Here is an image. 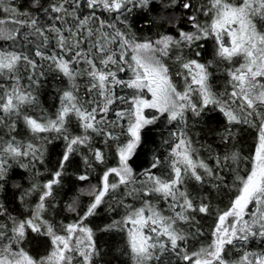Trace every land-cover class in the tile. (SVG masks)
Wrapping results in <instances>:
<instances>
[{
    "label": "snow or ice",
    "instance_id": "obj_1",
    "mask_svg": "<svg viewBox=\"0 0 264 264\" xmlns=\"http://www.w3.org/2000/svg\"><path fill=\"white\" fill-rule=\"evenodd\" d=\"M30 3L38 15L14 6L4 8L23 19L10 21L19 27L0 28V38L15 41L20 29L26 28L22 39L33 43L28 38H34V56L47 61L48 71L56 79H66L68 87L60 92L53 118L23 114L39 104L34 92L45 76L44 65L23 51L0 50V77L8 82L0 83V126L5 130L0 133V264H94L99 251L89 218L104 205L110 211L117 206L125 209L122 219L100 231L126 230L133 264H162L166 253L174 254L181 264H264V0H203L199 4L193 0H49L47 7L42 0ZM137 16L149 29L163 31L155 37L137 36L132 23ZM4 23L0 20V25ZM50 35H54L52 50L46 51ZM209 39L214 41L217 61L228 66V87L222 94L213 88V62L200 60L201 42ZM170 61L177 66L174 75L180 86L173 79ZM22 68L27 84L18 75ZM125 71L131 73L127 80L118 76ZM81 79L86 81L84 98L77 83ZM117 87L134 91L130 97L117 96ZM117 100L130 107L116 111V121H110L107 114ZM146 109L158 115L146 117ZM206 109L218 111L225 119L217 133L222 150L208 149L211 164L199 157L192 138L181 129L170 144L169 174L161 177L148 169L143 173L146 179L138 180L131 161L141 130L165 114L169 122L186 126L188 113L200 117L207 114ZM21 118L31 137L27 142L18 138ZM122 120L127 139L117 144L118 163L103 168L98 183L92 184L90 171L106 163L105 151L93 139L101 137L106 145L119 142L113 129L123 128ZM240 124L255 129L250 157H242L232 144L233 126ZM72 127L80 133L73 134ZM52 133L56 134L52 139L64 142L63 152L49 178L41 182L37 165L45 162L46 144L51 143L47 134ZM75 156L86 166L75 180L88 183L65 206L74 218L53 223L46 214L54 210V193L63 187ZM159 166L157 158L151 168ZM17 170L25 175L12 183ZM188 181L199 185L203 193L191 195ZM136 184L140 187H133ZM122 188L125 191L116 205L109 204ZM6 190L15 192V201L23 209L18 214L9 210ZM210 195H228L229 202L224 209L214 207ZM82 197L88 198L83 208ZM128 197L143 202L135 207L125 203ZM152 197L162 200L167 211L153 204ZM197 215L214 216V223L210 240L189 251V240L204 235ZM29 232L48 238L46 255L34 256L25 250ZM257 242L259 251L247 248ZM235 249L241 250L240 255L231 260L229 251Z\"/></svg>",
    "mask_w": 264,
    "mask_h": 264
},
{
    "label": "trees",
    "instance_id": "obj_2",
    "mask_svg": "<svg viewBox=\"0 0 264 264\" xmlns=\"http://www.w3.org/2000/svg\"><path fill=\"white\" fill-rule=\"evenodd\" d=\"M44 6H48L49 0H42ZM203 0H193L194 4L202 3ZM14 6L20 11H27L33 16L38 15L37 11L31 7L30 0H0V20H13V19H23V17H14L10 12L4 11L5 7ZM39 15H43L39 13ZM153 15H155L153 13ZM207 19V18H203ZM133 28L139 37L152 35L155 37V34L159 31H163V29H159L157 27H153L149 29L144 25L143 17L137 16L133 19ZM187 30V29H186ZM28 30L26 28H21V35L17 37L15 41L6 40L0 38V50L7 51H23L30 56V58L36 59L38 64L44 65L42 69L45 73V76L41 78V84L38 89L35 90L34 94L37 95L39 104L36 106L28 107L23 114L33 116L37 119H42L45 117L53 118L54 114L59 106V95L61 90L68 87V83L66 79H56L55 73L48 71L47 69V61H41L39 58L34 56V50L36 47V43L34 38L29 37L28 40H32L33 43H29L27 40L22 39V36ZM54 39V35L49 36V44L46 51L52 50V42ZM204 44V48L202 49V56L200 57L201 62L212 61L213 65L210 68L212 71V84L214 90L218 94H222L225 89L228 87L227 85V75L226 68L228 67L226 63L218 62L215 57V44L212 39L202 41ZM187 51V50H185ZM170 69L173 72V79L176 80L178 86L181 85L180 82L174 75L176 70V65L174 62L170 61ZM83 67V65H81ZM41 69H38V71ZM115 70V69H114ZM21 76V83L27 84V72L22 68L18 73ZM119 78L121 79H129L131 77V73L125 71L123 73H118ZM0 83H5L7 85V81H4L2 77H0ZM77 83L80 86V95L84 98V87L86 81L81 79L78 80ZM132 89H127L123 87L116 88L117 96H125L130 97L133 94ZM147 97L148 93H144ZM195 99V98H194ZM130 107L129 104L121 103L119 100L116 101L115 104L111 106V110L107 114L108 119L110 121H116L115 112L121 110H127ZM207 114H202L200 117H195L191 113H188L187 125H182L178 121L169 122L167 120L166 114L164 116H159L154 124L146 125L141 130V142L137 147L135 154L132 158V166L136 177L138 180H145L143 173L145 170L150 169L154 175L166 177L169 174V169L167 167V163L170 159V144H173L174 141V133H177L181 129L187 132V134L192 138L193 147L197 150L199 157L207 160L211 164V160L208 157V149L209 146L211 149L215 151H221V144L217 133L222 131L225 125V119L216 110H205ZM158 115V114H155ZM154 116V115H153ZM75 124V120L72 121ZM123 128L116 127L113 131L120 136V141H109V143L103 144L101 137H94L93 144L95 146H99L103 148L106 155V163L104 165L98 166L94 172L90 171V175L92 177L91 183H98V178L102 175V169L106 167L116 166L118 163L116 156V147L118 143L125 142L127 136L126 132V121H119ZM5 130L2 126H0V133H3ZM70 131L73 134H79L80 129L76 127H72ZM17 132L18 138L23 139L27 142L31 137L27 134V130L23 126L22 118L17 122ZM233 132L235 133L234 139L232 140V144L235 145V149L239 150L242 157H250L254 151L255 143H256V133L255 129L251 128L248 125H234ZM51 143H47V152L45 154V162L43 165H37V169L40 172L39 179L41 182L46 181L49 178L50 171L54 170L55 165L63 152V144L64 142L60 139H52L56 134H47ZM38 142V141H37ZM83 152V150H82ZM160 160V166L158 168L152 169L151 164L155 159ZM247 164V160L241 164V169ZM47 169V170H46ZM86 166L83 164L80 156H75L73 159V163L70 166V171L66 174L64 178L63 187L56 190L55 195V208L51 210L48 218L52 220L53 223H57L59 221L67 222L70 219H73V214L67 212L65 210V206L72 197L75 195V192L82 186H86L88 182H84L82 185L80 182L75 180V176L77 174L85 171ZM25 175L21 170H17L12 174V176L16 177L12 179V183H19L20 180L18 177ZM112 179V177H110ZM133 187L139 188L140 184L133 185ZM187 188L191 195L195 196L198 191L203 193V189L200 188L199 185L195 184L193 181L187 182ZM71 190V191H70ZM125 191V189L119 190L117 193L113 194V198L108 200V203L115 206L116 200L120 198V193ZM215 190H213L214 193ZM67 193V194H66ZM7 200L11 201L9 206L10 211H14V214H18L22 211V206L19 205L15 201V192L12 190H6ZM212 205L214 207H218L220 209H224L227 203L229 202V196L223 195L220 197H215L214 195H210ZM34 199V198H33ZM152 203L157 205L160 208H164L167 211L165 204L162 200H158L155 197L150 198ZM82 208L87 203L88 198L82 197ZM143 199H133L128 197L125 199V203L133 204L135 207L141 206ZM125 209L122 207H115V211H110L108 209V205L102 206V208L98 211V214L94 217L89 218L90 225L93 227L96 232V243L99 251V255L94 257V264H133L130 250L128 248L127 242V233L125 231L113 232V231H100V229L104 228L106 225L110 224L113 220L122 219L125 216ZM196 219L199 221V227L201 231H203L204 235L200 236L196 240H189L188 242V250H196L201 244L207 243L210 240V225L214 223V216L212 217H203L202 215H197ZM183 227L185 230H189V226L183 225L182 223L179 225ZM25 250L29 251L30 254L34 256L46 255L50 250V241L47 237L40 236L38 234H34L29 232L28 239L25 242ZM247 248L253 251L260 250V243L257 242L255 244H248ZM241 250L235 249L230 250L228 254V258L231 260H235L239 257ZM162 264H181L180 261L177 260L174 254L166 253L162 258Z\"/></svg>",
    "mask_w": 264,
    "mask_h": 264
},
{
    "label": "rangeland",
    "instance_id": "obj_3",
    "mask_svg": "<svg viewBox=\"0 0 264 264\" xmlns=\"http://www.w3.org/2000/svg\"><path fill=\"white\" fill-rule=\"evenodd\" d=\"M10 21L11 20H5V23L2 24V25H0V28L11 29V28H14V27H19L18 25L12 24ZM147 97L150 98V94L149 93H148V96ZM144 114H145L146 117L151 118L153 115H155L157 113L153 109H146ZM110 180H114V178H112ZM111 231L116 232V233L117 232L119 233V230H117V229H113Z\"/></svg>",
    "mask_w": 264,
    "mask_h": 264
}]
</instances>
